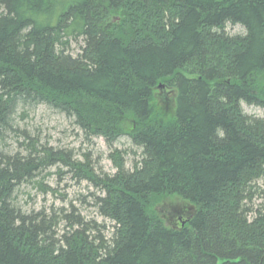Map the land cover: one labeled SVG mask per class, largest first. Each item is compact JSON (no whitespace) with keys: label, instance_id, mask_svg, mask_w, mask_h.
<instances>
[{"label":"trees","instance_id":"obj_1","mask_svg":"<svg viewBox=\"0 0 264 264\" xmlns=\"http://www.w3.org/2000/svg\"><path fill=\"white\" fill-rule=\"evenodd\" d=\"M242 104L264 108V0H0V264H264V118ZM39 105L108 146L128 138L140 160L126 170L114 150L99 179L38 142L3 150ZM55 163L99 187L109 238L60 208L20 209L18 188ZM162 196L193 214L166 226L150 210Z\"/></svg>","mask_w":264,"mask_h":264},{"label":"rangeland","instance_id":"obj_2","mask_svg":"<svg viewBox=\"0 0 264 264\" xmlns=\"http://www.w3.org/2000/svg\"><path fill=\"white\" fill-rule=\"evenodd\" d=\"M226 31L229 35L244 32L238 25H227ZM78 51L79 45L71 42L70 52L77 54ZM156 102L159 111L166 116L173 114L172 101L165 95L156 96ZM241 107L248 116L264 118V108L245 104ZM15 124L16 128L26 133L25 135L19 132L8 134L5 137L3 150L22 153L24 145L38 142L40 145L50 147L54 152L57 151L58 154L61 153L69 165L74 162L81 164L80 168L87 169L95 178L100 179L104 175L115 173L114 160L110 156L114 154V150L119 151L126 170H131L140 160V149L133 146L128 138L121 137L112 146H108L102 138L86 135L74 125L72 119L48 106L39 105L26 109L24 113L19 111L16 113ZM70 168L71 166L64 163H55L38 173L31 181L23 183L16 192L18 206L24 212L45 209L47 212L57 213L58 210H63L65 214H69L70 221L73 220L70 215L80 216L84 221L94 220L105 225L104 234L109 238L113 231L112 223L99 216L96 205V198L101 195L99 187ZM252 194V205L255 209L261 202V196H264V182H257ZM150 210L166 226L172 228L178 227L194 212L193 206L175 196L158 198ZM67 223L62 221L59 224L57 228L59 235L66 229Z\"/></svg>","mask_w":264,"mask_h":264}]
</instances>
